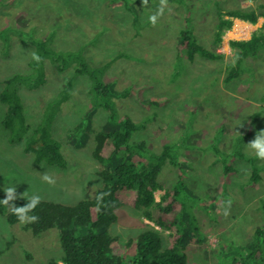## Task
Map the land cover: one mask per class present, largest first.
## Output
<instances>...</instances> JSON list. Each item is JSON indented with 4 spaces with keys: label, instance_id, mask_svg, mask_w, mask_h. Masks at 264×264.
Segmentation results:
<instances>
[{
    "label": "rangeland",
    "instance_id": "374dc122",
    "mask_svg": "<svg viewBox=\"0 0 264 264\" xmlns=\"http://www.w3.org/2000/svg\"><path fill=\"white\" fill-rule=\"evenodd\" d=\"M261 4L264 0H167L163 6L161 0H148L146 7L142 0H0V92L4 80L31 74L34 40H48L57 52L78 53L91 68L108 65L102 79L119 93L132 85L149 86L143 96L157 104L145 106L133 96H115L114 102L119 113L139 125L132 143L144 141L155 152L179 144L175 154L183 164L168 161L160 180L172 188L184 171L191 189L192 198L186 196L195 217L190 219L195 218L200 230L194 234L189 222L182 246L188 264H238L235 252L240 264H264V239L258 249H248L256 242L257 229L264 228V160L255 157L263 177L252 186V165L238 155L255 156L247 144L264 130V46L257 57L245 60L240 78L225 82L234 56L230 42L251 39L264 29V17L256 24L234 19L221 44L214 46L220 14L257 10ZM161 8L153 27L149 16ZM238 21L246 24L242 34L248 39L230 35ZM184 29L204 48L225 54L224 59L198 55L190 61L186 51L178 49ZM46 64L47 82L35 89L23 86L20 95L26 119L35 126L46 105L73 79L71 96L53 124L67 166L36 163L22 145L11 144L2 124L7 107L0 101V189L15 186L17 197L27 192V198L39 195L74 205L91 199L103 186L98 174L103 166L93 155L94 137L109 113L101 107L92 110L89 78L74 73L76 63L64 71ZM84 119L90 121L82 131L78 125ZM223 160L235 172L225 174ZM46 172L54 184L42 179ZM164 193L156 192L158 201ZM115 213L117 222L109 232L121 242L139 235L146 225L154 226L131 207H119ZM62 255L57 229L36 237L26 224L12 225L0 214V264H50Z\"/></svg>",
    "mask_w": 264,
    "mask_h": 264
},
{
    "label": "trees",
    "instance_id": "16d2710c",
    "mask_svg": "<svg viewBox=\"0 0 264 264\" xmlns=\"http://www.w3.org/2000/svg\"><path fill=\"white\" fill-rule=\"evenodd\" d=\"M219 16L214 35L215 48L221 44L226 31L232 28L234 19L256 24L264 17V4L259 5L257 10L245 9L232 15ZM181 34L178 49L180 52L186 51L190 61H194L198 55L211 60L224 59L225 54L201 46L191 31L184 29ZM34 42L35 52L39 54L41 61L30 62L33 68L31 74L15 75L2 83L4 88L0 92V101L7 107L2 124L9 134L11 144L22 145L25 153L34 156L36 163L60 168L67 166L62 145L54 136L53 124L61 105L71 96L73 79H69L64 90L46 105L40 122L35 126L26 119L20 95L23 86L35 89L47 82V62L56 65L59 71H64L76 63L74 73L89 78L92 110L101 107L109 113L103 129L94 137L93 155L103 166L102 171L98 173L102 179V188L91 199L81 200L74 205L41 199L39 206L31 213L39 217L38 222L26 224L36 237L52 229L59 231L63 255L60 260L52 259L50 264H188V256L182 246L186 232H190L189 222L195 226L192 229L194 234L200 230L195 218L190 219L195 217L192 214L193 209L188 206L189 200L186 196L188 194L192 198L191 189L182 176L185 175L184 171L172 188H167L160 180L168 161L176 166L183 164L175 154L179 144H166L161 152H155L144 141L132 143V135L139 125L128 115L119 113L114 102L115 96H133L142 105H154L155 101H146L143 96L149 86L132 85L125 92L119 93L113 84L102 79L108 65L91 68L78 53L57 52L47 44L48 40ZM230 46L234 56L228 66L226 84L243 75L247 58L258 56L264 46V29L254 33L249 40H232ZM89 121L84 119L78 129H87ZM238 155L252 165L249 184L253 186L259 183L263 176L255 156H247L245 153ZM222 164L225 174L235 172L226 161L223 160ZM160 190L165 193L158 201L156 192ZM5 198L4 189H0V200ZM28 199L17 197L15 203L17 206H23ZM124 206L142 212L143 219L153 222L154 226L146 225L147 228L139 235L121 242L109 232V228L117 222L116 209ZM0 214L12 225L19 223L17 217L2 203ZM165 232L168 233L166 242L163 237ZM255 235L256 242L248 249L261 247L259 242L264 239V228L257 229ZM234 254L237 255L236 262L240 264L241 256L237 252Z\"/></svg>",
    "mask_w": 264,
    "mask_h": 264
},
{
    "label": "clouds",
    "instance_id": "9594fccd",
    "mask_svg": "<svg viewBox=\"0 0 264 264\" xmlns=\"http://www.w3.org/2000/svg\"><path fill=\"white\" fill-rule=\"evenodd\" d=\"M143 6L146 7L148 5V0H142ZM167 0H161V5H166ZM163 14L162 8L156 13L149 16V23L155 27L159 16ZM32 59L39 63L41 61V57L36 52L32 53ZM247 148L251 149L254 153L255 157L259 160H264V130L258 131L252 141L247 144ZM42 179L49 183L54 184L55 180L46 172L42 174ZM6 198L0 200L6 209L13 215H15L20 224H28L38 222L39 217L31 214L34 213L35 209L41 203V197L39 195H32L28 202L23 206H17L15 201L17 199L16 187H5L4 188ZM27 196V192L23 194V196L19 198H23Z\"/></svg>",
    "mask_w": 264,
    "mask_h": 264
},
{
    "label": "bare ground",
    "instance_id": "6f19581e",
    "mask_svg": "<svg viewBox=\"0 0 264 264\" xmlns=\"http://www.w3.org/2000/svg\"><path fill=\"white\" fill-rule=\"evenodd\" d=\"M245 26H246V24H244L242 21L236 22V24L233 28V31L230 33V35L233 37H237V38L245 37V39H248L249 35L245 36L242 34V32L244 31L243 27H245Z\"/></svg>",
    "mask_w": 264,
    "mask_h": 264
}]
</instances>
